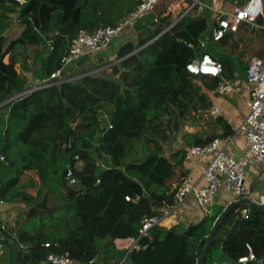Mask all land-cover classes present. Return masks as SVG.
I'll return each mask as SVG.
<instances>
[{
    "label": "trees",
    "instance_id": "16d2710c",
    "mask_svg": "<svg viewBox=\"0 0 264 264\" xmlns=\"http://www.w3.org/2000/svg\"><path fill=\"white\" fill-rule=\"evenodd\" d=\"M227 1L243 4L245 0ZM99 3L27 0L20 5L16 0H0V105L10 101L0 157L17 169L15 177L0 179V199L26 203L30 207L28 222L38 221L58 231L49 235L20 229L14 237L3 230L0 220V231L21 249L18 264H41L49 254L67 255L80 263L101 256L105 263H121L127 253L116 249L115 240L138 237L146 217L174 204L176 191L171 192V181L175 170L183 166L186 149L167 157L158 148V153H145L135 161L129 160L131 153L138 145L150 143V135L168 139L163 122L211 107L202 91L206 77L189 78L186 72L195 57L187 43L198 46L209 28L211 18L205 11L191 12L166 33L173 22L170 17L160 18L147 39L136 45L127 43L119 50L120 62L110 67L109 76L104 70L89 73L110 63L88 67L78 78L64 73L72 80L11 100L26 91L27 81L18 72L14 56L5 62L7 55L42 47L49 51L44 61L48 75L62 70L70 41L80 31L118 24L119 17L98 15ZM12 19L22 26V32L11 41ZM230 34L219 41L222 46L228 45ZM48 42L53 50L48 49ZM213 57L224 69L229 67L228 61ZM217 84L215 79L207 88L213 90ZM223 125V138L232 136L228 125ZM214 139L186 134L183 140L189 148ZM75 156L84 164L82 170L76 168ZM69 169L72 177L65 175ZM25 171L39 177L41 188L36 197L18 189ZM71 179L75 184H70ZM143 191L141 201H126V196ZM243 209L249 210L248 216L242 215ZM223 211L215 208L189 227L152 228L123 264H197ZM2 244L0 240V247ZM247 244L256 260L246 264H264L260 262L264 260V210L258 207L241 206L227 216L204 264H239L248 254Z\"/></svg>",
    "mask_w": 264,
    "mask_h": 264
},
{
    "label": "crops",
    "instance_id": "0c3cea01",
    "mask_svg": "<svg viewBox=\"0 0 264 264\" xmlns=\"http://www.w3.org/2000/svg\"><path fill=\"white\" fill-rule=\"evenodd\" d=\"M246 1L247 0H245L243 4H245ZM202 2L205 5L204 11L209 15L211 21L207 33L204 37L199 40V42L203 41L206 43V48H200L199 42L198 46H195L193 44L195 46V48L193 49L195 51V56H201L203 53H209L212 57L217 56V58L219 59L228 61L230 65L228 68L224 69L222 79H219L218 82L223 80H232L235 82L236 88L233 93L221 95L216 92L217 86L213 90H209L207 88V86H212L211 84L215 81V79L206 78L204 80V84H202V91L208 97L211 107L209 108V110L199 111L195 113H200L203 115L207 113L208 115H210V117L208 118V122L206 121L207 124L203 123V128L200 129V131H192L188 132L187 134L197 136L203 140H209L212 138H223V135L226 132V128L223 123L227 124L233 132L232 136H230L233 141L228 148V152L233 155L238 161H240L244 157L243 155L245 150V143L243 137L238 133V130L245 122L249 114L248 103L250 100V93L248 85L246 83V68L248 66L250 58L253 56H257L264 60V29L256 27L252 28L248 24H243L238 33L230 34V37L227 40L228 45L222 46L219 42H215L211 38L212 28L217 23L216 12L218 10H222L228 13L232 10L235 5L243 4L230 3L227 0H202ZM137 4L138 0H100L98 6V15L104 16L106 18L110 17L111 19H118L119 17L120 19L119 21H117V23L119 24L126 18L128 14H130L136 8ZM184 10L185 6L182 4H176L175 0H159L154 13L149 15L146 19L139 21L138 23L132 26H129L119 37L115 38L113 42L102 52L87 56L85 58L86 62L84 63L83 61H80L75 65L66 67L63 73H68V75L72 73L76 75L74 78H78L80 77L79 72L84 69L83 66L85 65H88L91 69H95V66L97 65H106L108 63L112 64L118 58V52L125 44L132 43L136 45L140 41L147 39L154 32L155 18L159 17L160 19L170 17V20L173 22L172 25H174L175 23L177 24L183 18L181 16ZM257 30L261 32H259L257 36L251 37L250 31L255 32ZM166 31L164 33H166ZM19 35L15 38L10 37L9 39L11 41L15 40L19 37ZM188 44L192 43H187V45ZM250 48L255 49H253V52L251 54H248L247 51L251 50ZM24 52L25 57L23 56ZM48 54L49 51L42 47H27L24 49H19L12 55H7L5 62L8 63L11 56H14L17 59V70L21 73V76L27 81V90L28 85L34 84V86H36L49 77L48 71H45L44 69V61L47 58ZM109 66L106 65L104 68L93 70L89 74L100 73L103 70L104 72L109 71L112 73V69H108ZM80 68L81 70H79ZM9 102L10 101H7L0 105V111H3L5 117V126L2 133L0 134V149L3 145L4 132L6 129L7 117L10 110L8 106ZM214 106H217L221 112V114L217 117L212 116L210 112L211 108H213ZM207 117L208 116L206 115V118ZM229 128L227 131H229ZM203 130L204 132H202ZM181 143L182 147L177 151L187 148L184 140L181 141ZM170 155L165 156L169 157ZM208 162V157L204 158L203 162H199L198 160H184L183 166L178 167L175 170L176 174L173 177V180L171 181V192L177 190L181 183L182 177L185 175H189L193 179L195 185L197 186V190L203 188L205 182L202 179L201 169L204 164ZM76 168L78 170H82L84 168V164L82 162H78ZM16 172L17 169L5 167L2 165L0 168V179L3 181H7L15 177ZM245 185L250 192L249 199L256 204L264 205V162L257 166L247 167ZM40 188L41 186L38 175L33 171H25L21 177L18 189L21 192H26L36 197ZM0 201L2 200L0 199ZM233 202H235L234 196L225 188H222L218 197L216 198L215 205L212 208V213L215 208L225 209ZM166 206L167 205H164L162 208L157 209V215L155 216H159ZM29 210L30 207L23 202L3 201L2 204L0 203V220L2 221L5 229L12 236L16 237L17 230L20 229L28 230L31 233H37L38 231H42L44 234L49 235L58 232L56 231V228H52L50 225L44 226L43 223L38 221L28 222L27 218ZM205 216L207 215L200 209L195 194H191L186 199L185 203L180 207L178 212L172 217L163 220V222L159 226L167 229H171L172 227L177 225H180L182 227H189L191 225H195L201 222ZM114 243L117 250L125 251L122 249V240L117 239ZM119 245H121V247H119ZM11 263L12 248L10 244L3 242L0 247V264ZM73 264L80 263L74 262ZM95 264L108 263H105L103 256H101L95 260Z\"/></svg>",
    "mask_w": 264,
    "mask_h": 264
},
{
    "label": "built area",
    "instance_id": "2783aa9c",
    "mask_svg": "<svg viewBox=\"0 0 264 264\" xmlns=\"http://www.w3.org/2000/svg\"><path fill=\"white\" fill-rule=\"evenodd\" d=\"M16 1L20 5L27 3V0ZM158 2L159 0H138L136 8L118 25L99 28L93 32L86 30L80 31L70 41L67 54L62 59L63 69L53 73L46 80L34 86L28 92L19 95L17 98L71 81L72 79L65 77L63 73L66 67L77 64L89 55L98 54L105 50L129 26L146 19L154 13ZM175 3L185 6L181 17L195 11L200 14L205 9L202 0H175ZM216 13L217 23L213 26L211 32V38L215 42L221 41L229 33H238L243 24H248L252 28L264 29V0H247L243 5H235L228 13L222 10H218ZM158 22L159 17L154 19L155 24ZM199 44L200 48H206L205 42L200 41ZM47 47L49 50H53L52 42H48ZM188 47L191 49L195 48L193 44H188ZM223 71V63L212 57L209 53H203L201 56L196 55L186 67V72L191 74L192 77H206L216 80L222 79ZM246 83L250 93L248 103L249 114L238 130V133L243 137L245 143L243 159L238 161L228 152V148L233 141L230 137L216 138L206 145L186 148V161L198 160L199 162H203L204 158H209V162L204 164L201 169L202 179L205 182L204 187L197 190L193 179L189 175L183 176L176 190L173 205H167L159 216L146 217L138 237L126 240L118 239L122 240V249L127 253L121 264L127 260L131 253L139 248L142 238L147 236L152 228L159 226L163 220L176 214L191 194H195L200 209L208 216L212 214V208L222 188H225L234 196L235 202L250 197V192L245 185L246 169L247 167L257 166L264 162L263 59L257 56L250 58L246 68ZM235 88L236 84L234 81L223 80L218 82L216 92L221 95L230 94L235 91ZM210 112L214 117L221 114L217 106L211 108ZM74 159L76 162L80 161L78 156H75ZM0 163L5 167H10L9 162L4 156L0 157ZM67 176H73L72 169L67 170ZM70 184H75V180L71 179ZM144 195L145 192L143 191L142 193L136 194L135 197L126 196L125 199L127 202H139ZM0 203L2 204L3 201H0ZM248 214V209L242 210L244 217L248 216ZM4 229L5 227L3 226ZM45 247L49 248L50 245L46 244ZM246 247L248 254L238 260L239 264H246L249 261L256 260L251 245L247 244ZM74 262L76 261L67 255L49 254L41 264H73ZM80 264H95V260Z\"/></svg>",
    "mask_w": 264,
    "mask_h": 264
},
{
    "label": "rangeland",
    "instance_id": "374dc122",
    "mask_svg": "<svg viewBox=\"0 0 264 264\" xmlns=\"http://www.w3.org/2000/svg\"><path fill=\"white\" fill-rule=\"evenodd\" d=\"M12 22H13V25L10 27L9 33H8L9 38L10 37L11 38L17 37L20 34L21 29H22L20 24L18 22H16L15 19H12ZM259 32H261V31H258V30L255 32L250 31V36L255 37L259 34ZM253 49H255V48L248 50L247 53L251 54L253 52ZM23 56L25 57V52L23 53ZM26 58H25V60H26ZM118 60L119 59L117 58L116 61H114L112 64L111 63L108 64V65H110L108 67V69L111 66H115L116 64H119L120 61H118ZM88 67H89L88 65L83 66V68H84L83 70L89 69ZM81 68L79 70H81ZM83 70H81L79 72V74ZM110 73L111 72H109V71H105L103 74L105 76H109ZM207 79H210V78H207ZM206 115L208 116L207 118H206ZM209 117H210V115H208L207 113L203 115L200 113L192 112V113L186 114L183 117L176 116V117H173L172 120H168L166 122H163V130L168 132L169 138L164 139L163 136L154 137V136L150 135L148 138H150V140L153 139L154 141L152 140L147 145H145V143L138 145V148H135V150L131 153L129 160L135 161V160L143 157V155L145 153H147V154L158 153L157 152L158 148H160V152L165 154V155H170L173 152H176L178 149H180L182 147L181 141H183L184 135L187 134L188 132L198 131V130L200 131V129L203 128V123L207 124ZM4 126H5L4 113H3V111H0V134L2 133V131L4 129ZM202 132H204V130ZM156 143H158L159 147H157ZM140 249H141V247H140Z\"/></svg>",
    "mask_w": 264,
    "mask_h": 264
},
{
    "label": "water",
    "instance_id": "95a60500",
    "mask_svg": "<svg viewBox=\"0 0 264 264\" xmlns=\"http://www.w3.org/2000/svg\"><path fill=\"white\" fill-rule=\"evenodd\" d=\"M175 24L172 25L170 28H168L167 31H169L171 28H173L175 26ZM153 41H155V40H153ZM153 41H151L149 44H151ZM149 44H147V45H149ZM145 47H143V48H145ZM143 48H140L139 50L135 51L132 55L136 54L137 52H139ZM187 76L189 78L192 77L191 74H189V73H187ZM33 87H34V84L28 85L27 90L24 93L28 92ZM18 96L19 95L15 96L11 100L16 99ZM65 175H67V172L65 173ZM241 206H253V207H258L261 210H264V205L256 204V203L252 202L249 198H245V199L233 202L227 208H225L224 211L222 212V214L215 221L213 228H212V231H211V234L206 241L205 247H204L199 259L197 260V264H204L208 254H209L210 247L213 244V242L215 241L216 235H217L218 230L221 227L222 223L224 222V220L227 218V216L232 211H234L236 208L241 207ZM0 240L4 243L10 244V246L12 248V263L11 264H18V254L21 252V249L19 248L18 243L13 238L5 235L2 232H0ZM260 262L263 263L264 260H261Z\"/></svg>",
    "mask_w": 264,
    "mask_h": 264
}]
</instances>
